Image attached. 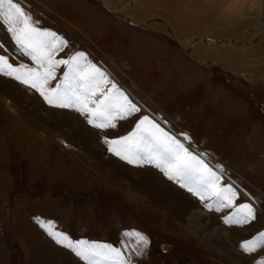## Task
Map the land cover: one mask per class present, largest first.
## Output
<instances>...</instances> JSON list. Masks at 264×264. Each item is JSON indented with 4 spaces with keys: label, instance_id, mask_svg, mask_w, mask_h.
Instances as JSON below:
<instances>
[{
    "label": "rangeland",
    "instance_id": "1",
    "mask_svg": "<svg viewBox=\"0 0 264 264\" xmlns=\"http://www.w3.org/2000/svg\"><path fill=\"white\" fill-rule=\"evenodd\" d=\"M20 1L32 7L42 27L69 40L72 50H84L106 66L142 111L163 117L177 132L190 133L193 147L206 151L210 163H223L234 181L264 199V61L256 65V59L246 57L243 65L206 62L220 60L222 53L216 49L230 46L223 40L241 48L255 46L264 28L260 24L256 32L255 17L262 21V14H254L253 31L224 38L238 20L223 24L225 19L206 0H189L179 15L162 0H102L136 23L162 19L176 30L195 33L192 39L211 40L221 31L211 47L202 42L206 50H216L204 51L208 55L202 53L203 63L173 38L149 28L150 22L134 27L95 0ZM199 18L206 25L200 30L198 24H184ZM252 34L254 39H249ZM0 42L14 62L18 57L30 63L18 56L2 27ZM134 121L100 133L78 114L51 109L38 95L0 77V264H82L37 228L35 216L53 220L73 238L117 247L124 231L138 230L148 236L150 246L143 256H133L134 264H252L239 244L264 230V213L243 228L225 226L223 213L205 210L156 170L133 168L107 154L101 137L124 135ZM192 212L204 216L196 221L203 231L229 233L228 254L185 231ZM212 242L211 237L207 243ZM163 246L171 249L163 251Z\"/></svg>",
    "mask_w": 264,
    "mask_h": 264
},
{
    "label": "snow or ice",
    "instance_id": "2",
    "mask_svg": "<svg viewBox=\"0 0 264 264\" xmlns=\"http://www.w3.org/2000/svg\"><path fill=\"white\" fill-rule=\"evenodd\" d=\"M0 27L18 56L30 61L17 57L14 62L9 49L0 42V77L38 95L51 109L78 114L88 127L100 133L135 118L126 134L101 137L107 154L133 168L156 170L199 201L205 210L223 213L225 226L243 228L264 213V199L234 181L223 163H210L206 151L193 147L190 133L177 132L163 117L150 110L142 111V105L106 66L94 62L84 50H72L63 35L42 27L26 4L0 0ZM33 223L82 264H134L133 256H143L150 246L148 236L138 230L124 231L117 247L73 238L53 220L41 216L33 217ZM239 249L252 257V264H264V256H260L264 251V230L243 240Z\"/></svg>",
    "mask_w": 264,
    "mask_h": 264
},
{
    "label": "bare ground",
    "instance_id": "3",
    "mask_svg": "<svg viewBox=\"0 0 264 264\" xmlns=\"http://www.w3.org/2000/svg\"><path fill=\"white\" fill-rule=\"evenodd\" d=\"M95 1L98 4H99V2L101 4H103L105 6V8L102 7L100 4L99 5L102 8H104L106 11H108L111 14L120 15L119 16L120 18H123L130 25H132L134 27H138V28H142L144 26L147 27V24L150 22L149 23V28H153L154 30H157L159 32H162V33L166 34L167 36L173 38L177 43H180L184 47H186L188 50H191V53L189 52L190 56L195 58L199 62H203V63L205 62L204 61L205 60L204 56L202 54V53H204V51L212 53V52H215L216 50H218V51H220V53H222V55L220 54L221 55L220 56L221 57L220 60L216 59L214 61L212 59L213 60L212 62L206 60L207 63H212V64L214 63V64H218V65L221 64V63L224 65L227 62H229L228 64H231V63H235V64L240 63V64H242V62L244 61L243 59H247L246 57H252L254 60L256 59L254 61V62H256V65L260 64V63H263V61H264V28L262 30L263 31V37L252 48H248V47H245V46H243L245 48H241L242 46H234V45H232L233 43H231V41L223 40V43H226L225 45H228V46L230 45V46L229 47H224V45H222V46L219 47V49L217 48L214 51H213V49L206 50L205 47H204L205 45H208L209 47H211L213 45L212 43H214L216 38L222 37L221 36L222 35L221 31H218L217 35H214V37L211 40L209 38L208 39H204V38L192 39L193 37L194 38L197 37V35H194L195 33L191 32L189 30H186L184 28H183L182 31H179L178 29L176 30V26H172L171 24H169L168 22L163 21L162 19L155 18V20L153 21L152 17H148L145 20H142L141 23H136V22L132 21L131 18H129L126 14L122 13V10H121V12L119 10H117L115 8V6L114 7H108V6H106L103 3L102 0H99V1L95 0ZM20 2L22 4H26V3L22 2V1H20ZM188 2H189V0H162L161 3H162V5H165V7H167L169 11H174L175 10L178 13L177 15H179L181 10H184V8L181 7L182 4H189ZM157 3H159V2L157 1ZM206 3L207 4L211 3L210 4V8H212L213 11H215V10L218 11L220 13V18H224L225 19L223 24L226 23L228 25V22L232 23V22H235L236 20H238L237 23H233V25L230 26V27H233V28L227 27L228 29L229 28L230 29L226 31L227 33L224 34L225 35V36H223L224 38L227 37V36H230V35L232 37H234L236 35L242 34L243 30H245L246 33H247V31L248 32L253 31L252 27L255 26L254 25L255 21L253 22V20H254L253 17H254V14L256 12H258V16H260V14H262V21H259V19L261 20V17L260 18L259 17H255V18H258V19H256V26H257L256 27V32H258L261 29V26L264 27V0H206ZM26 6L29 9L32 8L31 6H29L27 4H26ZM108 8H110L111 10H109ZM159 9H161V8H159ZM190 10H192V9H190ZM212 10H210V11H212ZM192 18H193V15H192ZM205 18H207V17H205ZM186 20H188V19L186 18ZM136 24H138L140 26H138ZM184 24H185V26L187 24H192V25H197L198 24L199 30L202 29L201 27H205L206 26L204 24V22L203 23L200 22V18L198 19V21H196V19H193V22L192 21H186ZM260 24H261V26H260ZM186 28H188V27H186ZM227 28H225V30ZM252 38L254 39V34H252V36L249 37V39H252ZM252 41H250V43ZM202 42H203L204 46L202 45ZM240 44L244 45L243 43L239 42V45ZM194 45H196V46H194ZM239 48H241V49H239ZM188 50H186V51H188ZM204 54L206 56L208 55V53H204ZM239 54H240V56H239ZM259 55H260V57L257 58V56H259ZM238 57H239V61H238ZM241 75L243 77L245 76L243 73ZM136 102H138V101L136 100ZM198 218H204V216L199 214V212H192L189 215V218L187 219L188 223H187V226H185V231L188 232L191 236L197 238L202 243H204L207 246H209L210 248H212V249H214L216 251L218 249H220L222 254H228L227 251L231 249L229 247V243H227V240H226V238L229 236V233L227 231L223 230V229H216V230L212 231V233H207V232L202 230V227H201L202 224H198L196 222L198 220H200V222L202 221L201 219H198ZM211 237L213 238V242L212 243H207L208 241H210ZM167 247H168L169 250L171 249L170 246H163V248H162L163 251H167L166 250ZM233 255H237V254L233 253Z\"/></svg>",
    "mask_w": 264,
    "mask_h": 264
},
{
    "label": "water",
    "instance_id": "4",
    "mask_svg": "<svg viewBox=\"0 0 264 264\" xmlns=\"http://www.w3.org/2000/svg\"><path fill=\"white\" fill-rule=\"evenodd\" d=\"M99 1V0H98ZM99 4L102 6V7H104L105 8V6L103 5V4H101L100 2H99Z\"/></svg>",
    "mask_w": 264,
    "mask_h": 264
},
{
    "label": "crops",
    "instance_id": "5",
    "mask_svg": "<svg viewBox=\"0 0 264 264\" xmlns=\"http://www.w3.org/2000/svg\"><path fill=\"white\" fill-rule=\"evenodd\" d=\"M38 1V0H37Z\"/></svg>",
    "mask_w": 264,
    "mask_h": 264
}]
</instances>
